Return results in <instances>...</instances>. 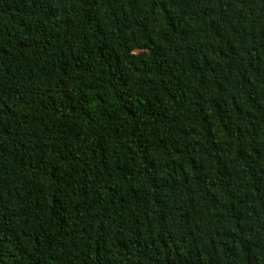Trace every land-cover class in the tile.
<instances>
[{"label":"trees","instance_id":"trees-1","mask_svg":"<svg viewBox=\"0 0 264 264\" xmlns=\"http://www.w3.org/2000/svg\"><path fill=\"white\" fill-rule=\"evenodd\" d=\"M0 264H264V0H0Z\"/></svg>","mask_w":264,"mask_h":264}]
</instances>
